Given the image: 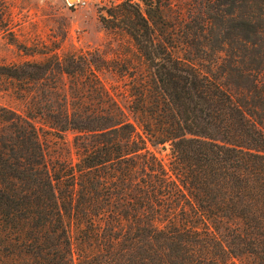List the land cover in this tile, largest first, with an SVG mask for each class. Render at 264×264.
<instances>
[{
	"label": "trees",
	"instance_id": "16d2710c",
	"mask_svg": "<svg viewBox=\"0 0 264 264\" xmlns=\"http://www.w3.org/2000/svg\"><path fill=\"white\" fill-rule=\"evenodd\" d=\"M96 1L128 46L0 64V264H264V0Z\"/></svg>",
	"mask_w": 264,
	"mask_h": 264
},
{
	"label": "rangeland",
	"instance_id": "374dc122",
	"mask_svg": "<svg viewBox=\"0 0 264 264\" xmlns=\"http://www.w3.org/2000/svg\"><path fill=\"white\" fill-rule=\"evenodd\" d=\"M98 4L96 0H0V64L42 60L39 56L25 55L14 44L47 54L89 53L99 50L111 57L121 45L128 46V41L125 37L102 28L97 18ZM186 4H192V1L187 0ZM206 68L208 66L200 67L201 70L208 71ZM214 74L221 83H225L220 78L221 72L214 71ZM106 79L108 83L111 82L108 76ZM0 106L22 110L12 86L3 79H0ZM35 125L41 127L37 121ZM39 135L48 156L76 160L72 148V133L64 136V142H59L45 133V130L40 131ZM154 153L168 168V147L156 149ZM243 263L246 264L244 261Z\"/></svg>",
	"mask_w": 264,
	"mask_h": 264
}]
</instances>
